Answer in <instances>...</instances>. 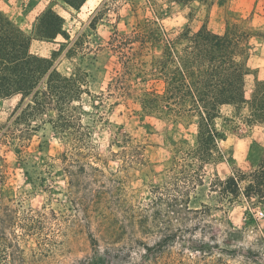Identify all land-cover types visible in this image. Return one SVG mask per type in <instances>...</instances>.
<instances>
[{
  "label": "rangeland",
  "instance_id": "rangeland-1",
  "mask_svg": "<svg viewBox=\"0 0 264 264\" xmlns=\"http://www.w3.org/2000/svg\"><path fill=\"white\" fill-rule=\"evenodd\" d=\"M0 8L33 37L49 9L65 18L66 37L36 38L32 52L52 58L59 51L55 64L65 76L76 69L87 73L91 96L82 103L86 125L95 126V113H106V123L93 130L94 145L103 158L71 161L82 176L83 163L105 172L82 181L77 203L66 196L69 180L61 157L67 140L50 123L40 125L24 158L14 148H1L16 203H0V264H264V201L252 202L245 188L236 197L212 188L217 175L227 180L239 169L250 173L264 163V127L248 136L230 134L221 145L226 159L208 167L205 185L192 193L190 209L205 213L188 215L180 235L197 245L204 241L213 247L212 256L203 257L187 243L177 242L163 258L149 260L143 245L160 240V231L151 227L164 221L171 193L166 190L170 141L193 140L196 128L168 127L144 117L138 105L109 99V85L121 69L111 42L116 32L126 34L136 22L130 5L127 0H87L75 10L64 0H0ZM195 10L189 20V8L175 7L163 25L168 30L190 25L198 31L207 24L214 33L224 34L228 23L242 17L257 33L250 60L254 74L247 79L251 94L256 80H264V0H219L210 10L199 4ZM76 41L82 42L83 50L69 54L72 47L78 49ZM150 87L161 91L163 84L152 82ZM103 94L106 107L100 108L98 97ZM20 100L0 99V122L9 119ZM119 132L132 137L140 148L138 155L112 157L111 151L124 148Z\"/></svg>",
  "mask_w": 264,
  "mask_h": 264
},
{
  "label": "trees",
  "instance_id": "trees-1",
  "mask_svg": "<svg viewBox=\"0 0 264 264\" xmlns=\"http://www.w3.org/2000/svg\"><path fill=\"white\" fill-rule=\"evenodd\" d=\"M218 1L127 0L136 22L130 32H116L111 42L121 69L109 85V99L138 105L144 117L155 118L168 127L196 128L193 140L170 141L166 190L171 193L163 209L164 221L151 227L160 231V240L143 245L149 260L163 258L171 244L177 242L187 243L188 249L203 257L212 256L213 247L204 241L197 245L194 239L186 240L180 235L188 215L205 213L190 209L192 193L205 185L207 168L226 159L221 145L230 134L248 136L264 127V80H256L251 94L247 91V79L254 74L250 60L257 33L246 27V21L236 18L228 23L224 34L214 33L207 24L198 31L190 25L173 30L163 25L175 7L189 8L188 19L193 20L197 4L210 10ZM64 2L80 10L87 0ZM65 24V18L49 9L33 37L0 8V99L21 98L9 119L0 122V203H16L10 196L8 165L1 148H14L24 158L28 143L43 123H50L67 140L61 159L66 162V196L71 203L79 200L77 190L83 180L105 176L104 170L92 163H83L82 176L76 170L78 166L71 163L75 159L103 158L94 145L93 130L106 123V113L93 115L96 127L84 122L82 103L86 95L91 96L86 89L87 73L76 69L72 76H65L55 64L59 51L52 58L32 52L36 38L66 37ZM75 45L78 49L72 47L69 54L84 48L81 41ZM152 82L163 84V89L150 87ZM105 99V94L98 97L100 108L106 107ZM121 135L124 148L111 151L112 157L138 155L140 148L132 137L119 132L117 138ZM212 188L235 197L245 188L252 202L261 203L264 163L250 173L239 169L227 180L217 175Z\"/></svg>",
  "mask_w": 264,
  "mask_h": 264
}]
</instances>
